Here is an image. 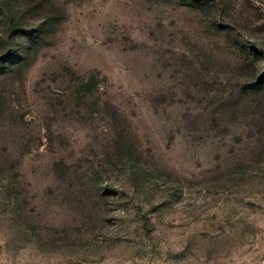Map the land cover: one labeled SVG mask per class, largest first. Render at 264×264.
Listing matches in <instances>:
<instances>
[{
  "label": "rangeland",
  "instance_id": "1",
  "mask_svg": "<svg viewBox=\"0 0 264 264\" xmlns=\"http://www.w3.org/2000/svg\"><path fill=\"white\" fill-rule=\"evenodd\" d=\"M264 0H0V264H259Z\"/></svg>",
  "mask_w": 264,
  "mask_h": 264
},
{
  "label": "built area",
  "instance_id": "2",
  "mask_svg": "<svg viewBox=\"0 0 264 264\" xmlns=\"http://www.w3.org/2000/svg\"><path fill=\"white\" fill-rule=\"evenodd\" d=\"M259 264H264V255L262 256V258H261Z\"/></svg>",
  "mask_w": 264,
  "mask_h": 264
}]
</instances>
